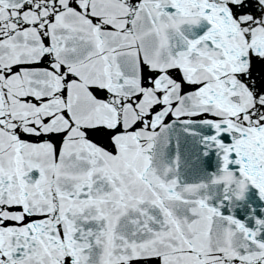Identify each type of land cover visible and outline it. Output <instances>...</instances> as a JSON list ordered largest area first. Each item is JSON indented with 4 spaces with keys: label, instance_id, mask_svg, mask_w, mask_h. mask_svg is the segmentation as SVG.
Listing matches in <instances>:
<instances>
[{
    "label": "water",
    "instance_id": "1",
    "mask_svg": "<svg viewBox=\"0 0 264 264\" xmlns=\"http://www.w3.org/2000/svg\"><path fill=\"white\" fill-rule=\"evenodd\" d=\"M175 35V34H174ZM175 37L176 38H179V39H181V37L180 36H178V35H175ZM258 46H259V48H261L262 50H264V44L263 43H258ZM155 60V59H154ZM159 65H158V67H160L161 66V62H159L158 63ZM60 65V64H59ZM162 67V66H161ZM163 67H165V63H163ZM256 68H258V67H256ZM254 71V70H253ZM250 72H252V70H250ZM221 149H222V147H220ZM221 149H220V151H221ZM225 152H226V150H224ZM204 153V152H203ZM208 154V153H207ZM204 156H206L205 155V153H204ZM207 157V156H206ZM227 158H229V157H227Z\"/></svg>",
    "mask_w": 264,
    "mask_h": 264
}]
</instances>
